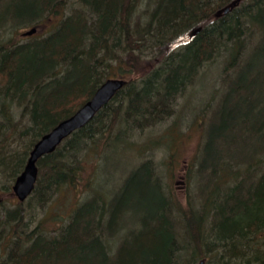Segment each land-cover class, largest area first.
<instances>
[{"label":"trees","instance_id":"trees-1","mask_svg":"<svg viewBox=\"0 0 264 264\" xmlns=\"http://www.w3.org/2000/svg\"><path fill=\"white\" fill-rule=\"evenodd\" d=\"M54 17L45 34H12ZM148 54L158 61L147 67ZM219 56L218 95L201 106L203 158L183 205L146 151L167 146L172 132L165 143L153 129ZM112 77L127 82L39 159L31 195L0 202V264H264V0H0L4 190L34 143ZM121 152L141 159L118 189L103 183ZM54 198L67 203L46 211ZM124 216L136 226L121 225Z\"/></svg>","mask_w":264,"mask_h":264},{"label":"rangeland","instance_id":"rangeland-1","mask_svg":"<svg viewBox=\"0 0 264 264\" xmlns=\"http://www.w3.org/2000/svg\"><path fill=\"white\" fill-rule=\"evenodd\" d=\"M74 6L77 5L74 3ZM144 7L145 6H143V8ZM53 24H55V17L53 18L52 22H49L42 26L40 25L41 27L38 30V34L41 35L47 33V31H49ZM29 27L30 26L22 27L19 29L13 28L14 30L12 29V34L14 37L17 35V40L24 39L23 37L25 36H23L21 33ZM189 36L190 33L176 39L173 44H169L164 47L167 48L169 46L168 49H165V53L168 50H171L177 47L179 44L185 42L189 38ZM223 58L224 56H219L214 62H210L209 64H207V66L204 68L205 70L203 69L196 77V79L194 80L195 82L188 86L185 94L178 98L176 102L177 104L175 106V114L169 117L162 124H160L156 129H153L152 132L154 135H157L158 133L165 134L163 136V140L165 141V143L167 139V133L172 132L173 137L172 139L167 140V146L164 147L165 144L161 143L157 144L156 149L146 151L148 153L147 157L152 159L154 164L156 165L163 183L169 185L174 190V193L183 205H186L187 203L188 194L195 191V176L192 171L193 168H195L194 162L196 156L199 157L200 160L203 158V153L199 149V144L204 138L203 127L201 124L202 102H204V99L209 92L219 91V78L221 75V71L224 68V63H222ZM154 59L157 60V55H146L144 66L148 67L150 64L149 61ZM217 100H219V98L214 99L215 103ZM209 115H211L210 110L208 116ZM17 116H19V114H17ZM178 121L180 125H177ZM205 124H207L206 121ZM21 137H23V135ZM15 148L20 149L19 145L14 146V149ZM116 158L118 168L115 171L106 173V178L108 179V181L103 184L107 185V183H112L114 184L115 188L119 189L121 186H123L129 174L135 171V167L138 165V160H140L141 157L139 156V154H136L134 152H121L117 154ZM4 184L5 179L0 176V197L4 199V203L6 206H12L13 204L17 203L19 199L14 195L12 189L11 191L4 190ZM75 196L71 195L68 203L63 198H54L55 200H51L47 203V205L45 206V210L51 212L58 210L59 207H62L66 203L67 205H69L74 202ZM28 202L29 200L25 202V207L27 209ZM31 209L32 215L35 214L36 218H40L41 214L44 213V209L42 210L41 208H37L35 206H32ZM64 209L65 208H63L62 210ZM57 222V217H55V224ZM120 223L123 226L134 227L136 226L137 221L134 218L130 219L127 216H124Z\"/></svg>","mask_w":264,"mask_h":264},{"label":"water","instance_id":"water-1","mask_svg":"<svg viewBox=\"0 0 264 264\" xmlns=\"http://www.w3.org/2000/svg\"><path fill=\"white\" fill-rule=\"evenodd\" d=\"M228 9L229 7L225 11ZM37 31V27H32L24 31L23 35H32ZM126 82L127 79L123 77L106 79L73 114L60 120L34 143L23 170L17 175L12 185L13 193L19 201H25L35 188L39 172V159L45 154L55 151L74 131L90 122ZM2 200V197H0V202ZM194 264H205V259H201Z\"/></svg>","mask_w":264,"mask_h":264},{"label":"bare ground","instance_id":"bare-ground-1","mask_svg":"<svg viewBox=\"0 0 264 264\" xmlns=\"http://www.w3.org/2000/svg\"><path fill=\"white\" fill-rule=\"evenodd\" d=\"M28 30V29H27Z\"/></svg>","mask_w":264,"mask_h":264}]
</instances>
